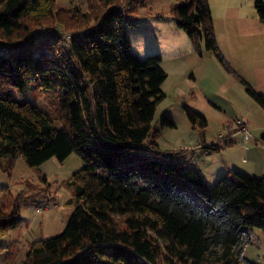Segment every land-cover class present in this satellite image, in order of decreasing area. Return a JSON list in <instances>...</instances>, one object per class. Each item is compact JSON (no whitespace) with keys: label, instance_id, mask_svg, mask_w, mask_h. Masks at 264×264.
Instances as JSON below:
<instances>
[{"label":"trees","instance_id":"trees-1","mask_svg":"<svg viewBox=\"0 0 264 264\" xmlns=\"http://www.w3.org/2000/svg\"><path fill=\"white\" fill-rule=\"evenodd\" d=\"M57 1L0 0V171L10 174L17 155L33 171L72 153L83 166L62 182L73 195L64 230L28 243L19 259L14 242L3 245L6 263L254 264L245 249L258 244L254 229L264 233V176L233 170L209 186L186 157L191 149H161L152 122L167 74L159 55L138 59L125 33L144 17L130 16L129 6L144 0H87L85 11ZM254 8L264 25V0ZM170 13L264 107V96L221 54L208 0L173 4ZM184 112L202 152L232 146L236 130L207 145L206 118L188 106ZM162 123L175 127L167 116ZM258 142L264 148V135ZM55 200L33 183L16 197L7 190L0 239L19 225L22 206Z\"/></svg>","mask_w":264,"mask_h":264},{"label":"rangeland","instance_id":"rangeland-1","mask_svg":"<svg viewBox=\"0 0 264 264\" xmlns=\"http://www.w3.org/2000/svg\"><path fill=\"white\" fill-rule=\"evenodd\" d=\"M185 1L144 0L138 6H129L130 16L136 19L144 16L138 19L137 25L126 27L125 33L132 52L140 60L159 55L160 67L167 74L161 86L165 99L157 106L152 122L161 134L158 143L163 150L192 148L193 155L189 152L186 157L191 165L203 171L209 186H213L228 171L237 170L255 176L259 171L249 168L253 165L243 164L241 153L248 143L254 149L262 147L256 141H260L264 135V107L249 95L246 86L236 75L228 72L216 56L205 49L202 40L198 41V46L195 45L187 32L176 25L170 8L173 4ZM86 2L87 0H58L57 7L67 9L79 6L85 11ZM208 2L221 54L246 83L264 96V25L258 19L254 0ZM145 12L148 14L145 15ZM27 97L42 110H50L41 97ZM185 106L193 108L206 118L204 141L208 145L236 130L231 136L234 149H224L220 153L202 152L196 146L195 140L199 144L200 139L187 119ZM163 116L170 118L175 127H165L162 123ZM238 120L244 124L248 137L241 130ZM82 166V160L76 153H72L62 162L51 158L39 167V171H33L23 157L17 155L10 174L0 171V203L4 201L7 190L16 197L26 189L27 183L47 187L50 194L56 195L53 204L22 206L18 215L19 225L0 239V248L14 242L19 249V259L28 250V243L60 234L68 224L73 210L72 206L66 205L73 197L72 191L62 186V182ZM257 170H264V165L257 166ZM39 176L46 177V182L43 183ZM191 194L197 202L205 204L202 198L192 192ZM253 231L258 244L248 245L245 257L254 264H264L263 234L256 229ZM0 264H7L4 251L0 252Z\"/></svg>","mask_w":264,"mask_h":264},{"label":"crops","instance_id":"crops-1","mask_svg":"<svg viewBox=\"0 0 264 264\" xmlns=\"http://www.w3.org/2000/svg\"><path fill=\"white\" fill-rule=\"evenodd\" d=\"M230 132H232V131H230ZM229 132V133H230ZM195 143H196V146H198V148L199 147H203V146H201V145H199L198 144V140L196 139L195 140ZM198 144V145H197ZM256 144L257 145H259V142L258 141H256ZM208 145V144H207ZM233 145H234V143L232 144V147L230 146V147H228V148H224V149H230V148H233ZM249 145V143L248 144H246L245 145V150H244V152L243 153H241L242 154V162H243V164H249V165H253L252 167H249V168H251V169H253L254 171H259L258 172V174L257 175H255V176H257V177H260V176H264V170H262V171H260V170H257V166H259V165H264V159H263V152L264 151H262V148L263 147H256L255 149L254 148H252V146H248ZM259 146H261V145H259ZM187 148H189V147H187ZM224 149H222L221 151H219L218 153H220V152H224L225 150ZM234 149V148H233ZM264 149V148H263ZM191 150H193L192 148H191ZM225 170H228V169H226V168H224ZM231 169V168H230ZM201 172L203 173V171L201 170ZM257 173V172H256ZM204 175V174H203ZM263 234V238H264V233H262Z\"/></svg>","mask_w":264,"mask_h":264},{"label":"built area","instance_id":"built-area-1","mask_svg":"<svg viewBox=\"0 0 264 264\" xmlns=\"http://www.w3.org/2000/svg\"><path fill=\"white\" fill-rule=\"evenodd\" d=\"M238 124H240L239 126L241 127V130L245 132V136L248 137V131L245 129L244 124H242L240 120H238ZM182 149L189 150V148L186 147H183Z\"/></svg>","mask_w":264,"mask_h":264}]
</instances>
